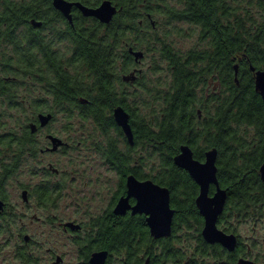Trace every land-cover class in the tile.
I'll list each match as a JSON object with an SVG mask.
<instances>
[{
    "label": "trees",
    "instance_id": "obj_1",
    "mask_svg": "<svg viewBox=\"0 0 264 264\" xmlns=\"http://www.w3.org/2000/svg\"><path fill=\"white\" fill-rule=\"evenodd\" d=\"M72 1L97 7L104 0ZM111 1L118 12L110 23L85 16L74 7L71 25L53 7L51 0H0V18L8 21L11 34L18 31L16 27L24 19L47 22V18H54L66 26L60 31V36L64 35L60 38L67 39L72 52L66 59L60 57L55 68L57 83L51 86L59 112L67 113L69 118L79 112L81 118L93 120L107 137L99 150L123 176L133 173L141 180L152 179L171 190V205L176 210L171 236L156 239L144 216L121 218L110 210L106 216H96L89 223L94 233L88 240L78 241L84 247L83 257L88 259L93 250L106 249L112 261L122 251L125 264H144L149 257L154 264L167 261L180 264L184 251L175 249L172 240L186 228L194 232L196 251L201 257L198 262L191 258V263L211 264L207 261L210 260L212 264H238L241 254L251 255L249 249L241 240L234 251L206 242L202 235L204 218L196 204L199 185L174 163V157L184 144H188L195 158L201 161L205 160L207 150L218 149V177L229 195L218 223L221 229L238 234L233 217L264 213V181L260 174L264 164V101L256 90L251 70L252 65L264 70V17L257 21L249 7H243L239 0H176V4L172 0ZM257 3L264 8V0ZM157 13L171 21L199 26L204 45L180 54L170 44H162L160 54L168 62L172 78L168 89L161 91L160 109L154 110L147 120L142 115L136 117L126 93L120 92L119 86L140 79L141 72L136 71L134 81L124 80L125 75L134 71L133 66L141 62L135 60L130 48L138 50L148 36L152 37L142 32L145 28L149 33L155 31ZM132 34H135L134 41ZM236 64L239 66L237 75ZM211 80L218 81L217 90L203 95ZM19 104L13 101L12 105ZM119 105L130 114L134 145L115 121L113 110ZM113 130L117 137L110 135ZM122 141L125 148L120 146ZM36 145L27 130L21 135H0L1 197L7 196L2 186L20 169L27 154L35 156ZM139 145L150 146L160 159L151 172H146L144 162H138L133 156V150ZM214 191L212 185L210 193ZM39 196L44 203L50 201L46 191ZM7 215L8 212H4L0 218ZM135 224L136 232L131 228L124 232L120 229ZM6 229V224L0 223V234ZM22 257L26 255L23 253Z\"/></svg>",
    "mask_w": 264,
    "mask_h": 264
},
{
    "label": "rangeland",
    "instance_id": "obj_2",
    "mask_svg": "<svg viewBox=\"0 0 264 264\" xmlns=\"http://www.w3.org/2000/svg\"><path fill=\"white\" fill-rule=\"evenodd\" d=\"M239 1L243 7H249L257 21L263 19L264 8H260L257 0ZM172 3L176 4V0H172ZM154 20L158 25L155 31L149 33L145 28L142 32L143 35H152H147L146 43L138 49L144 51L145 56L133 66L141 72L140 79L119 86L120 92L126 93L136 117L142 115L147 120L151 119L154 110L160 109L161 91L168 89L172 78L168 62L160 54L162 44H170L180 54L204 45L199 26L171 21L158 13L154 15ZM131 40H135V34L131 35ZM61 50L65 56L71 54L67 47L62 46ZM217 87L218 81L211 80L203 95L216 91ZM20 93L19 101L22 103L18 106L0 104L1 136L12 133L21 135L25 131L37 107L33 99L43 94L42 86L35 79L28 82L25 88L21 86ZM78 114L75 112L69 118L67 113L58 112L53 124L58 135L70 142L65 151L39 158L26 157L20 169L8 179V215L7 219L0 218V223L7 227L0 234V264H81L83 247L78 241L87 234L93 218L110 205L120 182L116 173L108 168L99 150L105 145L107 137L93 120L81 118ZM110 135L118 136L115 130ZM120 146L125 148L123 141ZM152 151L148 145H139L132 152L135 160L144 162L146 172H151L152 167L160 162L158 155ZM1 158L0 155V161ZM49 162L61 170L59 175L45 174L44 168ZM44 179L53 184L59 183L57 206L41 207L37 198H31L29 203L24 202L23 185L35 187L46 182ZM67 221L84 223L85 232L80 235L66 232L60 224ZM232 222L240 240L250 251L248 258L264 264V213H252L244 218L233 217ZM25 236H28L27 240ZM172 244L175 249L184 251V259L180 264H195L191 263V258L201 261L193 231L189 232L186 228L179 231ZM23 253L26 258L22 257ZM57 257L62 259L60 263H57ZM118 257L121 255L113 257L112 264H118ZM207 261L212 264L210 260ZM165 264L177 263L167 261Z\"/></svg>",
    "mask_w": 264,
    "mask_h": 264
},
{
    "label": "flooded vegetation",
    "instance_id": "obj_3",
    "mask_svg": "<svg viewBox=\"0 0 264 264\" xmlns=\"http://www.w3.org/2000/svg\"><path fill=\"white\" fill-rule=\"evenodd\" d=\"M51 2L53 5V0H51ZM64 18L68 22H70L65 16ZM47 19H46L47 22H45L44 19H36V18L30 20L24 19L22 20L23 23L16 27L18 31H16L14 34H11V32L9 31L10 27L8 26L7 23L8 21H4L3 18H0V22L4 21L3 25H1L0 23V104L12 105L13 101L22 103L21 100L19 101V96L21 95L20 88L21 86L25 88L28 82H32V80L36 79L42 86L43 94L40 95L38 98L33 99V101L37 103V107L32 118L29 120V124L26 126V129L24 131L26 132L27 130L32 136V140L36 142L37 152L35 156L31 155V153L27 154L24 157V159L26 157L39 158V156L45 157V155L47 154H56L61 152L62 150L65 151L70 146V142L60 137L58 133L53 129V124L58 116L59 107L57 105L58 101L56 96H54V94L51 92V86L54 87L57 83L56 82L57 72L55 68L58 66L57 64L60 61V57L64 56L65 59L67 58V56H65V54L61 50L62 46L67 47L70 50V52H72V47L71 44L67 41V39L60 38L64 36L63 34H61L60 36V31L65 30L66 26L64 24L63 25L60 24L58 20H55L54 18H47ZM70 24L73 25L72 22H70ZM12 69L15 71L14 73H12L11 71ZM137 70L138 69H134V71ZM13 86L15 87L14 88L15 90L12 89ZM20 99L26 100V98L25 99L20 98ZM41 115H51V119L45 125H43L42 120L40 118ZM32 125H35L36 128H33ZM51 136L62 139L64 144L59 145L57 149L52 150L54 144L51 139ZM105 163L107 164L108 168L111 171L116 173V175L119 178L120 184L116 192V195L112 199L110 205L106 209H104V211L100 213L98 216L104 217L111 210L115 215L120 216L121 218L133 217L136 219L139 218L138 216L140 215L144 216L147 223V216L145 214H139V213L133 214L131 210L127 211V213L124 215H118L115 213L114 209L119 199L122 196L127 195V179L130 175H134V174L128 173L125 176H123L120 173V171L112 167L110 163L106 161V159H105ZM133 165L136 166L137 163ZM44 169L46 171L45 174L48 175L51 174L59 175L61 172V170L58 167H56V165L53 162H49ZM7 183L8 180L2 186L6 195H7V187H6ZM52 184L53 183H51V181L46 180V182L41 183L40 185L38 184L35 187L23 185L22 187L23 201L29 203L31 201V198H37V201L41 207L48 208L50 206L52 207L57 206V198H58V193L60 191V187H59V183L53 185ZM44 191L47 192L50 199V201L46 203L42 202L39 196V193ZM24 192H26L25 196H24ZM0 199L5 202V208L0 214L4 212H8V205H9L8 195L5 198L0 196ZM130 203L134 205L136 203V200L133 198L130 200ZM68 222L79 224L81 228L73 230L72 228L66 226V223ZM60 225L63 226L66 232L77 235L84 233L85 232L84 230L86 228L84 223L78 221H67ZM88 226H89V230L85 236L81 237L82 238L81 240L84 241L88 240L89 235L91 233L92 234L94 233V228L92 227V225L90 224ZM129 228H131L132 232H136L135 230L138 229V226H136V224L131 227L121 226L120 229L122 232H124ZM238 238L240 240L239 235ZM154 246L155 245H152V248H155ZM83 250L84 247L82 248L81 253H83ZM103 250L106 249L93 250L90 253L88 259L81 256L82 257L81 264H91L90 259L93 253ZM110 254L111 253L109 252V257L106 261V264H112L111 263L112 258L110 257L111 256ZM122 254L123 252L121 251L120 255ZM240 258L250 259L248 258V256H244V254L243 255L241 254L238 260ZM117 260L119 261L118 264H125L124 258L122 256L118 257ZM61 261L62 259L57 257V263H60ZM146 262L148 264H154L151 261L150 257L146 259ZM162 264H165V262Z\"/></svg>",
    "mask_w": 264,
    "mask_h": 264
},
{
    "label": "water",
    "instance_id": "obj_4",
    "mask_svg": "<svg viewBox=\"0 0 264 264\" xmlns=\"http://www.w3.org/2000/svg\"><path fill=\"white\" fill-rule=\"evenodd\" d=\"M54 7L61 11L63 15L73 22V8H78L83 15L95 17L104 24L110 23L116 13L117 6L111 0H104L97 7H90L80 1L69 0H53ZM131 54L136 61H141L145 53L141 50L130 48ZM236 75L239 71L238 64L235 65ZM251 70L255 76L256 90L261 94L264 101V70L251 66ZM137 78L136 71L124 76L126 81H134ZM237 80V79H236ZM85 101V100H83ZM113 115L116 123L122 128L127 140L134 145V132L130 123V114L122 106L114 108ZM42 124L45 125L51 115H41ZM36 128L35 125H32ZM53 148L55 150L59 145L64 144L62 139L51 136ZM218 156L217 148L206 151L205 160L201 161L194 156L193 149L184 144L180 148L178 155L174 157V163L186 170L193 180L199 185L200 191L196 198V204L200 214L204 218V227L202 235L209 244H220L229 251H234L238 244L239 238L235 233H228L219 227V220L222 216L228 202V191L220 185L218 177ZM261 178L264 181V164L260 167ZM215 186L214 193H210L211 187ZM26 192H24V196ZM135 199L136 203L132 205L131 199ZM5 208V202L0 199V213ZM131 210L133 214H145L147 216V224L151 235L156 238H165L172 235L173 221L176 210L171 205V190L168 187L156 183L152 179L140 180L135 175H130L127 179V195L122 196L114 211L118 215H124ZM66 226L73 230L80 229L79 224L73 222L66 223ZM28 236H26V240ZM109 257V251L103 250L93 253L91 264H106ZM145 264H148L147 262ZM238 264H258L254 260L240 258Z\"/></svg>",
    "mask_w": 264,
    "mask_h": 264
}]
</instances>
